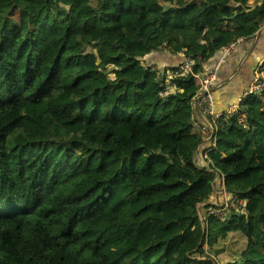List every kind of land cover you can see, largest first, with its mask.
Returning <instances> with one entry per match:
<instances>
[{"label":"trees","instance_id":"obj_1","mask_svg":"<svg viewBox=\"0 0 264 264\" xmlns=\"http://www.w3.org/2000/svg\"><path fill=\"white\" fill-rule=\"evenodd\" d=\"M258 1L0 0V264H219L234 235L246 247L222 264H264V92L247 129L218 121L200 168L178 147L198 82L159 97L145 63L165 49L203 71L264 25ZM216 172L244 203L223 218Z\"/></svg>","mask_w":264,"mask_h":264},{"label":"crops","instance_id":"obj_2","mask_svg":"<svg viewBox=\"0 0 264 264\" xmlns=\"http://www.w3.org/2000/svg\"><path fill=\"white\" fill-rule=\"evenodd\" d=\"M262 1L259 0L258 3ZM249 5L255 6L253 1H249ZM166 6L169 7V5ZM183 60V54L174 55L165 49H161L160 51L149 53L146 56L145 63L152 66L155 69L154 71L158 72L160 77H163L167 76L169 71L181 64ZM257 65L264 66V25L251 38L240 39L237 43L232 44L227 55H223L221 49L208 59L203 66V71L213 67L217 68L216 77L212 85L214 110L216 112L223 113L226 111L248 88ZM159 81L162 82L164 79L159 78ZM191 118L193 122L204 126L205 119L199 111H193ZM191 131L194 133L187 134L179 142V154L182 159L190 158L186 155L189 153L191 145L194 149L193 157L191 158L194 164L200 168H207L209 163L205 159V154L208 148L212 146V141L200 136L193 129ZM211 167L210 171L213 170ZM212 183L213 192L210 199L215 195V201L218 199L219 204L225 199H231V195L225 191L223 175L216 172ZM223 259V257H219L216 260L219 264L228 261V259Z\"/></svg>","mask_w":264,"mask_h":264},{"label":"built area","instance_id":"obj_3","mask_svg":"<svg viewBox=\"0 0 264 264\" xmlns=\"http://www.w3.org/2000/svg\"><path fill=\"white\" fill-rule=\"evenodd\" d=\"M231 45L222 48L223 55H227L230 52ZM217 68L213 67L206 71L199 73L194 72V61L191 58L185 57L181 64H179L174 70L169 71L164 78V90L158 93L159 97H165L169 93L178 91L172 80L177 78H194L198 84V92L194 95L191 102L192 112L199 111L204 117V126H201L192 121V129L204 138H208L212 141V146L206 151L205 159L208 163H211L209 153L214 148L217 137V126L220 119L229 120L231 118L236 119L237 125L243 129L248 128L246 115L244 112V103L248 97L254 95L259 96L264 92V66L257 65L253 71V76L248 88L240 95V97L231 104L223 113L216 112L214 110V97L212 93V85L216 77ZM192 119V118H191ZM228 207L236 209L239 205H243V201L235 197H231ZM235 207V208H234ZM211 214L223 218L224 214H220L219 211H210Z\"/></svg>","mask_w":264,"mask_h":264},{"label":"rangeland","instance_id":"obj_4","mask_svg":"<svg viewBox=\"0 0 264 264\" xmlns=\"http://www.w3.org/2000/svg\"><path fill=\"white\" fill-rule=\"evenodd\" d=\"M90 50V48L88 49ZM263 101H264V96H263ZM192 129H189V134H193L194 132L191 131ZM226 141L230 139V136H225ZM191 149L189 150V153L186 155L187 157L192 158L193 157V151L194 149L192 148V146L190 145ZM185 156V157H186ZM215 195L212 196V198L208 200L209 205L212 206V208L210 209V211H219L220 214H226L228 213V211L230 210H234L231 207H228L229 205V200L225 199L223 200V202L221 204H219L218 199L215 201ZM215 202V203H214ZM235 208V207H234ZM246 210H248V207L246 206ZM199 213H200V219H202L203 216V208L200 205L199 206ZM174 214L175 211L169 212V213H164L162 214V218L166 221H170L174 218ZM224 243L223 248L225 251L224 253H219L214 255V257L217 259L219 257H223L225 259L231 260L232 257H237V255L246 247V240L244 239V237H242L241 235H234V236H228L226 237V239H224L223 241H221V243Z\"/></svg>","mask_w":264,"mask_h":264},{"label":"water","instance_id":"obj_5","mask_svg":"<svg viewBox=\"0 0 264 264\" xmlns=\"http://www.w3.org/2000/svg\"><path fill=\"white\" fill-rule=\"evenodd\" d=\"M254 7H255V6H254ZM163 10H164V11H167V10H168V7L164 5V6H163Z\"/></svg>","mask_w":264,"mask_h":264}]
</instances>
